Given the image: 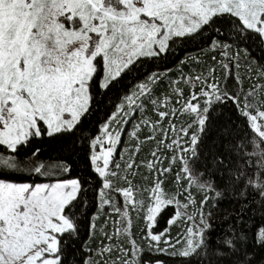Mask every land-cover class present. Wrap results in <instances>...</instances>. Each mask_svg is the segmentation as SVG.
<instances>
[{
  "label": "snow or ice",
  "instance_id": "obj_1",
  "mask_svg": "<svg viewBox=\"0 0 264 264\" xmlns=\"http://www.w3.org/2000/svg\"><path fill=\"white\" fill-rule=\"evenodd\" d=\"M208 33L223 84L215 67L188 77L181 70L161 97L155 93L167 70L149 72L116 98L96 134L83 135L102 93L143 60H161L178 41ZM250 38L264 45V0H0V264H251L250 238L232 225L217 234L211 210L240 203L249 191L264 202V66L254 75L249 69L247 89L238 74L240 51L249 59L240 43ZM182 82L192 86L187 97ZM229 102L244 128L224 134L223 155L204 156L210 112ZM147 104L156 120L143 118ZM137 114L142 119L128 132L136 144L118 152ZM178 115L190 123L177 126ZM142 128L150 129L143 139ZM45 138L56 147L55 158L42 157L39 147L23 151ZM77 142L86 145L78 151L87 176L71 174ZM149 142L151 159L137 164ZM141 166L151 177L147 184L135 183ZM174 169L177 187L169 191L163 178ZM90 207V238L99 216L118 217L114 230L101 229L96 249L81 240L78 213ZM133 213L144 225L139 242L131 232ZM251 241L264 247V227ZM78 252L84 254L77 258ZM146 254L165 259L145 260Z\"/></svg>",
  "mask_w": 264,
  "mask_h": 264
},
{
  "label": "trees",
  "instance_id": "obj_2",
  "mask_svg": "<svg viewBox=\"0 0 264 264\" xmlns=\"http://www.w3.org/2000/svg\"><path fill=\"white\" fill-rule=\"evenodd\" d=\"M213 34L208 33L204 37H197L196 39H188L184 41H178L172 48V51L166 57H163L161 60L152 61V60H143L140 64L137 65L136 69L129 73L120 84L116 86L115 89L104 95L103 93L100 96L101 103H99L93 114L88 118L87 129L84 131V136H89L90 134H96L99 128V125L102 124L109 113L113 110V103H118L117 97L123 96L125 91L130 90L136 83L142 81L144 79L145 74L153 71L165 72L167 70V76H165V80L159 87L163 86V83L168 81V79H179L181 75V70L186 77L187 75H196L201 72H205L209 67H215L216 75L221 84L224 83V70L221 68H217V63L221 59L218 56V51H211L212 49L209 47V41L212 38ZM247 49L249 54V59L247 62L244 59V52L240 51V68H239V76L243 80L244 88H248L250 81L247 79L249 75V69H251V73L254 75L256 71H258V66H264V45L260 43L258 39L250 38L245 42L240 43V49ZM202 49H206L202 51ZM233 54L235 53V49L231 50ZM215 55L217 57L216 61L212 60V56ZM255 62H254V61ZM183 62V63H182ZM235 73L236 70L233 69ZM234 81L230 78L228 80V84L231 87ZM158 87V89H159ZM156 90V92L158 91ZM199 90L198 88L196 89ZM190 92V87L187 86L184 88V95L187 97ZM203 103V101H201ZM147 107V106H146ZM145 107L144 114L147 113V108ZM148 114V113H147ZM142 119V117L140 116ZM141 119L136 120L138 123ZM244 128L242 122L237 118L235 107L229 102L226 104H217L213 106V110L210 112V122L208 123L205 133L203 135L201 149L203 150L204 156H208L209 153H219L223 155V148L227 145V140L224 138V134L231 130L232 136H236L240 133V130ZM246 131V130H245ZM150 133V129L142 128L140 132V137H143ZM249 135H251L249 133ZM231 138V137H229ZM136 144V140L132 139L129 143L128 148H132ZM36 147L41 148L42 157H56L59 153L56 150V147L47 140L46 138L43 140H33L31 145L28 148L24 149L25 152H31ZM86 147V145L81 142L76 143V155L72 156V161H74L72 175L75 176L77 174L82 176H87L88 173L85 170V164L80 156V152L78 151L81 148ZM154 142H149L143 144L141 146L140 151L136 155L137 164H141V162H146L151 159V151L154 149ZM251 150V148H249ZM66 155V153H65ZM225 162H227V156H225ZM167 165V161H165V166ZM146 166H141L139 169L140 175L137 177L135 183L138 184H147L148 181L151 180V177L148 174V171L145 170ZM207 178V176H205ZM23 180H28V177H21ZM35 182H48L47 178L32 176L30 178ZM165 180V187L169 191H175L177 185L175 183V169L173 173L167 175L163 178ZM186 183V182H185ZM211 195V194H210ZM91 198V194H89V199ZM214 201H209V206H211ZM241 206L246 207V211H240ZM214 214V223L217 226L216 232L217 234H223V230L227 229L229 225L234 226L237 230L244 232L250 239L248 242V246L245 251L247 252V259L251 261V264H264V247L258 246L251 241V237L253 233L257 231V229L264 227V202H262L259 196H255L251 191H249L248 197L246 200H241L240 203H236L235 199L231 203L228 201H224L219 204L218 207L211 209ZM95 212L94 207H90L87 209H82L81 213H78V218L83 221L81 225V240L84 242L86 247H90L92 249H96L101 240H103V233L101 229L112 231L114 230L112 227V223L116 220L117 216L107 217V216H99L96 220L97 224V233L94 238L89 237L87 224ZM168 213L165 214V218L161 219L159 228H163L165 226V219ZM108 221L105 225V221ZM143 225V221L138 219L135 214H132V223H131V232L133 236L139 242L143 232L141 227ZM144 226V225H143ZM139 230V232H137ZM159 230V229H158ZM177 229L173 228L172 235L175 236ZM106 242V241H105ZM83 252H78L77 258H79ZM145 260L149 259H165L163 256H151L145 255ZM232 259H235L233 257ZM169 264H177L176 261H169ZM225 264H228L226 261Z\"/></svg>",
  "mask_w": 264,
  "mask_h": 264
},
{
  "label": "rangeland",
  "instance_id": "obj_3",
  "mask_svg": "<svg viewBox=\"0 0 264 264\" xmlns=\"http://www.w3.org/2000/svg\"><path fill=\"white\" fill-rule=\"evenodd\" d=\"M211 51H213V50H211ZM216 52V51H215ZM218 53V56H219V58H221L220 57V55H219V52H217ZM220 61V60H219ZM254 61V60H253ZM255 62V61H254ZM217 65V68H221V66H220V63H217L216 64ZM222 69V68H221ZM223 70V69H222ZM163 73H165V72H163ZM215 75H216V73H215ZM165 76H167V73L165 74ZM186 77H188V75L186 76ZM216 77L218 78V76L216 75ZM187 86H189L190 87V91H191V85L190 84H184L183 82L180 84V87H182L183 89L185 88V87H187ZM247 89V88H246ZM166 91H168V84L166 83V82H164L163 83V86L162 87H159V89H158V91L155 93V95L156 96H161L162 97V95H163V93L164 92H166ZM147 107V113L146 114H144V116H143V118H150V119H152V120H156L157 119V117H156V115H155V112L153 111V106L151 105V104H147L146 105ZM172 106H175V107H179V105H177V104H175V97H172ZM145 112V111H144ZM140 114H137L136 115V117H135V120H133L129 125H127V130H126V132H125V134L123 135V137H122V142H121V145L118 147V152L119 151H122L124 148H128L129 147V143H130V141L132 140V138H130L129 137V135H128V132H131L132 131V126H133V124H135L136 123V120H137V118L138 119H141L140 118ZM141 116V117H142ZM174 123H176L177 124V126H180L181 124H184V125H187L188 123H190V118L187 116V115H178V118L177 119H175L174 120ZM118 159H119V157H117ZM146 171H148L147 170V168L145 169ZM186 183H187V181H185ZM192 191H193V195L195 196V198L197 199V200H199L200 198H201V195H202V193H200V192H198L197 190H196V188L194 187L193 189H192ZM120 199H122V197L120 198ZM118 219V217H116V220ZM115 226L116 225H114L113 223H112V227H113V229L115 228ZM141 227H144L143 225L141 226ZM137 232H139V230L137 231ZM151 256H155V255H151Z\"/></svg>",
  "mask_w": 264,
  "mask_h": 264
}]
</instances>
